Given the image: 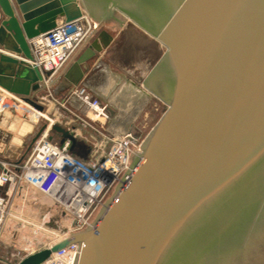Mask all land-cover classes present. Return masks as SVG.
Segmentation results:
<instances>
[{"label": "water", "instance_id": "obj_1", "mask_svg": "<svg viewBox=\"0 0 264 264\" xmlns=\"http://www.w3.org/2000/svg\"><path fill=\"white\" fill-rule=\"evenodd\" d=\"M82 16L164 49L141 84L165 111L83 229L18 264L72 244L64 264H264V0H0V62L30 67L32 40ZM30 72L0 86L27 96Z\"/></svg>", "mask_w": 264, "mask_h": 264}, {"label": "rangeland", "instance_id": "obj_2", "mask_svg": "<svg viewBox=\"0 0 264 264\" xmlns=\"http://www.w3.org/2000/svg\"><path fill=\"white\" fill-rule=\"evenodd\" d=\"M91 46L97 51V55L84 63V68L89 74L82 84L93 90L91 94L87 92L90 100L106 106V117L109 120L106 119L105 124L101 126L99 118L94 119L95 121L89 119L92 118L91 113L86 110L81 112L82 109L81 111L73 109V113H67L57 122L41 111L47 117L44 116L45 119H51L53 122L48 135L52 137L53 143L57 144L62 138V132L72 133L64 127L63 123L66 120L72 121L71 126L80 130L79 135L93 136L92 141L95 144L107 140L110 142L114 140L111 133L124 130L125 134L135 139L136 146L140 147L150 129L165 111V106L151 94L144 96L141 84L164 53V49L126 21L121 25L114 21L95 25V30L75 51L74 59ZM103 71L109 74L111 85L99 84L104 78L107 79ZM18 72L17 67H14L12 72L7 74L14 73L13 75L17 76ZM14 78L20 80L18 76ZM131 82L134 85H130ZM46 91L44 89L37 94L39 100L43 98L47 101ZM118 100H122L124 104L121 106ZM17 101L13 102L9 96L0 91V107L3 110L0 113V161L2 162L6 159L7 152L14 154L19 151L18 159L17 156L13 160L9 159L7 160L9 163L25 162L30 156L28 153L31 136L23 138L18 132L19 125L29 122L27 115L31 111L24 105L32 106V103L29 104L22 98ZM45 119L38 118L36 128L48 126L50 122ZM80 119H85L87 125L81 127ZM107 136H109L108 139H106ZM17 139L20 141L18 142ZM109 146L108 143L106 149ZM98 154L95 147L80 157L81 160L87 161ZM9 194V215L0 233V264H18L29 254L48 247L57 239V235L67 231L71 223L60 206L34 187L30 188L20 183L16 189H11Z\"/></svg>", "mask_w": 264, "mask_h": 264}, {"label": "built area", "instance_id": "obj_3", "mask_svg": "<svg viewBox=\"0 0 264 264\" xmlns=\"http://www.w3.org/2000/svg\"><path fill=\"white\" fill-rule=\"evenodd\" d=\"M94 30L95 25L85 16L72 22L58 21L49 34L30 42L37 69L46 76L60 71ZM78 96L96 113V117L107 119L103 107L99 102L90 100L85 89H81ZM9 98L13 102L19 100L17 97ZM108 143L110 146L106 149ZM69 146V141L59 145L42 136L33 145L25 162H0V233L9 215V191L16 189L20 183L34 187L51 199L71 220L67 231L58 235L54 242L66 238L69 232L82 230L120 175L128 169L130 157L139 150L129 134L99 144L96 147L99 154L87 161L76 158L69 152ZM75 253L72 244L52 253L42 264H64L63 259Z\"/></svg>", "mask_w": 264, "mask_h": 264}, {"label": "crops", "instance_id": "obj_4", "mask_svg": "<svg viewBox=\"0 0 264 264\" xmlns=\"http://www.w3.org/2000/svg\"><path fill=\"white\" fill-rule=\"evenodd\" d=\"M89 48L92 51V55L86 60V62L89 60H92L97 55L96 54L97 51L92 46ZM1 52L2 51L0 50V57H1ZM74 56H75V54L63 66V68H61L62 69L61 72H58L52 76L43 75L44 81L40 84V86L38 85L40 87L38 90L34 91L33 89H31L27 96L15 94V93H13V94L15 96H18L19 98H22L24 101L28 102L29 104L32 103L31 104L32 106L27 105V104L26 105L29 108L31 107L33 110H36L38 112V115L36 117L37 121H38V118L45 119V117H46L44 115V113H45L46 115L51 116V118H54V120H56L58 122L60 120L59 118H64L67 115V113H73V109L76 111H81V109H82L81 112H85L84 110H86V112L91 113L92 118H89V116H88V118L91 119V121L92 120L95 121L94 119L99 118L101 120L100 124H101V126H103L105 124L104 122L106 121V119L99 117V116L96 117V113L92 109H90L88 106H86V104L84 102H82L78 96V93L81 91V89L85 88V94L86 95H87V92L91 94L93 92V90L91 89V87L87 88L85 85L82 84L83 80H85V78L88 77L89 73H87V69L84 68V64H78L75 67V63L80 58V56L76 57L75 59H74ZM103 72H104L105 76L107 77V79L104 78L103 82H100L99 84L111 85L110 84L111 78H109V74H107V72H105V71H103ZM13 74H11L9 76V74H1V72H0V82L4 84L7 79H9L10 82H15L16 79L14 77H17L18 75L16 76ZM130 85H134V84L131 82ZM44 89L47 90L46 91L47 101L43 98H41V100H39V97L37 95L40 91H43ZM0 91L4 92L3 89L2 90L0 89ZM7 95H9V94H7ZM144 96H146V95L144 94ZM118 101H119V104L121 106L124 104L122 100L121 101L118 100ZM46 103H47V105H46ZM101 106L104 109L103 113L105 115H107V111L105 110L106 106L102 105V104H101ZM29 111H32V110H29ZM41 111L44 113H42ZM1 112H3L2 107H0V113ZM86 117H87V115H86ZM107 119L109 120V118H107ZM45 120H47V119H45ZM37 121H34L33 123H31L30 130H28L25 133H22L23 138H28L27 136H31V141H30V146H29L30 150H29L28 154H30V152L32 151L33 145L40 138H42V136H44L43 135L44 132H46L45 137H47V139H49L53 142L52 137L48 135V131H49L48 126L52 125V123H53L52 120L48 119L47 121H49L50 123L48 124V126H46V127L44 126L42 128H40V127L36 128V122ZM71 122L72 121L67 122L65 120L63 124H64V127L69 129V131H72L73 134H74V132L75 133L77 132V134H74V135L71 133L73 136L76 137V139H78L77 143H76V145L72 151L74 153V155L80 156L82 154H87L89 149L98 147L99 144H102L104 142V141H101L98 144H95L94 141H92V139L94 140L93 136H91V135L83 136L81 134L79 135V133H81L80 130H76L73 126H71ZM79 122L81 124V127H84L85 125H87L85 123V119H80ZM24 123L19 125L20 129L22 128ZM112 132H113V130H112ZM125 133H126V131H124V130H116L114 132V134L113 133H111V134H112L113 138L116 139V137L122 136ZM18 134H19V132H18ZM108 137L109 136H107L106 139H108ZM66 141H68V140H66ZM59 142H60V140H59ZM59 142L57 144H59ZM6 154H7L6 159H3L4 162H8L7 160H9V159L13 160V159H15L16 156L18 159L19 151H17L14 154H13V152H7ZM15 163H18V161Z\"/></svg>", "mask_w": 264, "mask_h": 264}, {"label": "bare ground", "instance_id": "obj_5", "mask_svg": "<svg viewBox=\"0 0 264 264\" xmlns=\"http://www.w3.org/2000/svg\"><path fill=\"white\" fill-rule=\"evenodd\" d=\"M28 64H29V66L30 67H23V66H17V69L19 70V75H18V77H20V80H24V78H27L28 76H30L31 75V73L32 72H30V68H31V66H34V67H36V63L32 60V61H29L28 62ZM10 68H13V65H9V64H6V63H4V62H0V70H6V71H8V69H10ZM37 68V67H36ZM40 71V70H39ZM41 72V71H40ZM0 89L2 90H4V92L3 91H1L2 93H4L5 95H7V94H9V95H7V96H9V97H14L13 96V94H11L9 91H7L5 88H3V87H1L0 86ZM25 106L27 107V109H29V110H32L31 112H29L28 113V115H27V117H28V120H29V122H25L24 123V125L22 126V128L19 130V134H22V133H25V132H27L28 130H30V128H31V123H33L34 121H37L36 120V117H37V115H38V112L36 111V110H33L31 107L29 108L26 104H25ZM97 110H98V108H97ZM14 123V122H13ZM52 123V122H51ZM49 127H51V126H48V129H49ZM47 129V130H48ZM44 136L46 135V132H44V134H43ZM18 142H19V139H18ZM0 162H2V161H0ZM61 235V234H60ZM58 236V235H57ZM61 240H63V239H61Z\"/></svg>", "mask_w": 264, "mask_h": 264}, {"label": "trees", "instance_id": "obj_6", "mask_svg": "<svg viewBox=\"0 0 264 264\" xmlns=\"http://www.w3.org/2000/svg\"><path fill=\"white\" fill-rule=\"evenodd\" d=\"M71 153L74 155L73 152H71ZM74 156H75V155H74ZM80 156H82V155H80ZM80 156H79V155H76L75 157L81 160V157H80ZM82 160H83V159H82Z\"/></svg>", "mask_w": 264, "mask_h": 264}]
</instances>
